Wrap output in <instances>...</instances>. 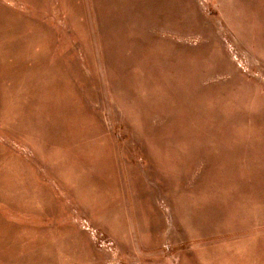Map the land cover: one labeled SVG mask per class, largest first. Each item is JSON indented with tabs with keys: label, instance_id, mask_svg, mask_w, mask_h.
Segmentation results:
<instances>
[{
	"label": "rangeland",
	"instance_id": "374dc122",
	"mask_svg": "<svg viewBox=\"0 0 264 264\" xmlns=\"http://www.w3.org/2000/svg\"><path fill=\"white\" fill-rule=\"evenodd\" d=\"M0 264H264V0H0Z\"/></svg>",
	"mask_w": 264,
	"mask_h": 264
}]
</instances>
